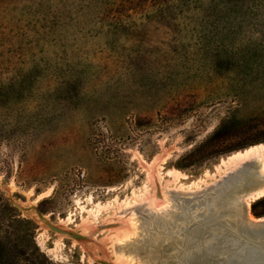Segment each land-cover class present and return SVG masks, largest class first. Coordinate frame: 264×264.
Here are the masks:
<instances>
[{"label": "rangeland", "instance_id": "obj_1", "mask_svg": "<svg viewBox=\"0 0 264 264\" xmlns=\"http://www.w3.org/2000/svg\"><path fill=\"white\" fill-rule=\"evenodd\" d=\"M261 143L264 0H0V264L168 262L167 191Z\"/></svg>", "mask_w": 264, "mask_h": 264}, {"label": "bare ground", "instance_id": "obj_2", "mask_svg": "<svg viewBox=\"0 0 264 264\" xmlns=\"http://www.w3.org/2000/svg\"><path fill=\"white\" fill-rule=\"evenodd\" d=\"M237 159L239 161L234 167L206 187L187 190L170 187L166 195L169 201L166 206H176L184 201L188 212L185 217L187 221L175 224L162 221L153 225L162 236L174 234L176 245L157 243L156 249L160 254L168 256L170 261L160 263L158 258H152L149 264H264V216L257 217L251 212V200L264 196V143L240 152ZM221 184L223 187L218 190L222 191L223 205L227 208L223 212L215 206L212 196V190ZM144 205L140 203L125 209L135 225L141 226L144 222V216L140 214ZM172 248L178 251L171 252Z\"/></svg>", "mask_w": 264, "mask_h": 264}]
</instances>
